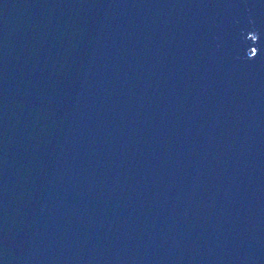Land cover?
I'll return each mask as SVG.
<instances>
[{
	"label": "water",
	"instance_id": "water-1",
	"mask_svg": "<svg viewBox=\"0 0 264 264\" xmlns=\"http://www.w3.org/2000/svg\"><path fill=\"white\" fill-rule=\"evenodd\" d=\"M0 264H264V0H0Z\"/></svg>",
	"mask_w": 264,
	"mask_h": 264
}]
</instances>
